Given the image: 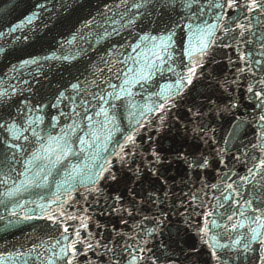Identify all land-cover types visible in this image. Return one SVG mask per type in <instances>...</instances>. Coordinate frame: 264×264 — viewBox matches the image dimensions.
I'll return each instance as SVG.
<instances>
[{
    "label": "snow or ice",
    "instance_id": "6c2138e0",
    "mask_svg": "<svg viewBox=\"0 0 264 264\" xmlns=\"http://www.w3.org/2000/svg\"><path fill=\"white\" fill-rule=\"evenodd\" d=\"M49 3L37 0L19 24L10 23L9 34L51 12ZM80 23L66 43L83 40L86 48L20 60L38 69L41 60L67 62L66 83L38 100L25 94L33 91L27 80V89L0 87V206L57 228L28 253H0V264H28L20 258L32 252L41 264H105V257L106 264H264V0H104ZM217 51L226 63L216 60ZM243 99L251 111L238 115ZM228 117L232 127L218 140L209 118ZM245 125L254 137L238 147L233 142ZM173 127L184 135L167 148L152 135L147 148L138 142L142 131ZM188 133L210 150L177 146ZM84 153L86 162H72ZM173 160L185 165L181 183L189 189L178 196L166 175ZM213 162L225 170L216 183L200 177ZM34 189H47L40 197L47 203L31 199ZM90 198L112 200L125 224V215L139 220L130 233L92 232ZM37 209L41 216L29 214ZM165 232L158 255L148 243ZM189 233L199 246L185 254Z\"/></svg>",
    "mask_w": 264,
    "mask_h": 264
},
{
    "label": "water",
    "instance_id": "95a60500",
    "mask_svg": "<svg viewBox=\"0 0 264 264\" xmlns=\"http://www.w3.org/2000/svg\"><path fill=\"white\" fill-rule=\"evenodd\" d=\"M36 2L37 0H0V32L4 33V35L0 36V49H4V51L0 53V87H7L8 84H13L17 87L27 89L28 85L22 83V80H27L33 91L32 93L25 92V94L29 95L30 98H33L35 94V99L38 100L42 94L47 96L49 87H55L58 82L66 83L68 81V73L64 71L65 67H68V64L62 61L45 62L41 60L40 63L43 67L38 69L36 65L21 66L20 60L28 59L30 56L37 58L43 57L49 55L51 52H56L57 55H74L78 47L86 48L87 44H85L83 40H79L78 42L74 41L72 44H68L66 41L71 40L72 33L75 29L81 27L80 22L87 17L89 12L95 14L98 8H102L104 0H64V3L72 5L70 8H60V0H52V3H55L56 7L52 8V3H49L48 7L52 9L51 12L43 13L41 18L34 20L32 24L29 25L25 23L19 30L9 34L8 28L10 27V23L19 24L25 16L29 15L30 12L34 10ZM165 19H167V16H165ZM25 36H27L28 39H24ZM184 39L186 40L187 37ZM215 58L221 61L222 64L226 63V61L223 60V52L221 51H217ZM13 64L17 66V71L11 70V65ZM38 72L40 73L39 75L37 74ZM29 73H31V75H29ZM161 83H163V81H161ZM47 98L50 99V97ZM45 103H47V99H45ZM45 111H49L53 115L56 114V110L54 109H46ZM250 111L251 108L248 107V101L243 99L238 115ZM209 122L216 128L215 135L217 139L221 141L222 138L228 134L233 123L230 117L216 118L214 121L209 118ZM148 135H152L154 140H158L167 148L173 144V138L180 140L184 134L182 130L178 134L174 127L170 132L165 131L160 134L142 131V137L138 138V142H142L145 148L148 147ZM193 136L194 134L188 133L186 142L178 144L177 146L182 147V149L186 151H192L197 147L204 152L210 150L207 145L198 138H193ZM253 137L254 133L251 128H248L246 125L241 126L238 139L233 143L238 147L247 145L250 140H253ZM109 151H111V147H109ZM233 152H235V148ZM144 155L147 156L148 153H144ZM86 156L87 153L81 154L78 158H73L72 162H86ZM140 163V159L137 158L136 164ZM133 166L135 167V165ZM119 168L120 165L116 163L115 169ZM184 170L185 165L183 163L173 160L166 171V175L169 177L168 187L177 196L180 195L181 189H183L184 192L189 190L181 183ZM235 170L241 172V174L244 173L243 167L239 164H236ZM223 171L225 170L222 165H216L215 162H213V166L206 171H202L200 177L201 179L216 183L218 182L216 179L217 176L222 175ZM184 178L187 180V177ZM145 186H147L146 183ZM54 190L53 187V191ZM108 190L109 189H106V191ZM137 190L139 191V186H137ZM0 191H2V189H0ZM47 195V189H34L31 199L36 200L38 203H47L46 200H40L41 196ZM209 195L211 196V194ZM28 198L29 197L26 195L25 199ZM170 202L171 198L169 200V203ZM113 203L112 200L105 201L104 199H100L98 203H95L92 202L90 198L89 204L85 205L91 216V222L89 224L90 231L100 232L105 237L114 236L116 231L122 233L131 232L133 225L138 222L139 217L130 218L125 215L124 220L127 221V224H125L121 221L118 214L111 211L110 206ZM125 206H129L127 200L125 201ZM9 207H11V205ZM35 207V204L27 205L29 209ZM152 211L154 212L155 209ZM17 213L18 215L15 217L10 216L5 212L4 207L0 206V216L5 217L4 220H0V253H3L5 256H7L9 252L15 253L17 251H23L28 253L33 243L38 245L41 241H48L50 237L57 236V228L52 221L35 218L23 220L25 210L17 209ZM29 214L33 216L42 215L39 209H37L35 213ZM144 214L148 215L149 213L146 211ZM176 219V216L173 215L172 220L176 221ZM9 220L13 221V224L6 228L5 225ZM166 238L167 232H165L164 237L158 236L155 240L149 241L148 247L152 248V250L159 255L160 241ZM186 240L187 243L182 245L185 254L190 251L189 245L196 244L199 246L198 238L194 233H189ZM175 255L181 260L183 259L179 253ZM20 259H26L28 264H41V261L36 259L35 252H32L26 257H21ZM41 259H43V256ZM89 259L95 260L92 253H89ZM106 261L107 257H105V264ZM81 264H83V261H81ZM243 264H248V262L244 261Z\"/></svg>",
    "mask_w": 264,
    "mask_h": 264
}]
</instances>
